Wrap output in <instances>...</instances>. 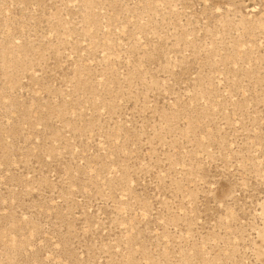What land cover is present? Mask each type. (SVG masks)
I'll use <instances>...</instances> for the list:
<instances>
[{"label":"rangeland","instance_id":"rangeland-1","mask_svg":"<svg viewBox=\"0 0 264 264\" xmlns=\"http://www.w3.org/2000/svg\"><path fill=\"white\" fill-rule=\"evenodd\" d=\"M0 264H264V0H0Z\"/></svg>","mask_w":264,"mask_h":264}]
</instances>
